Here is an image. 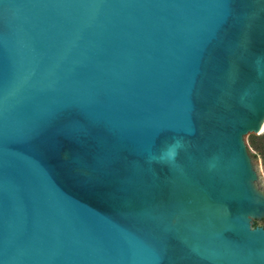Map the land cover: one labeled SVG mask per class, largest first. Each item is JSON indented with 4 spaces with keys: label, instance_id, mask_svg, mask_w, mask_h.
<instances>
[{
    "label": "water",
    "instance_id": "water-1",
    "mask_svg": "<svg viewBox=\"0 0 264 264\" xmlns=\"http://www.w3.org/2000/svg\"><path fill=\"white\" fill-rule=\"evenodd\" d=\"M264 0H0V264H264Z\"/></svg>",
    "mask_w": 264,
    "mask_h": 264
},
{
    "label": "rangeland",
    "instance_id": "rangeland-1",
    "mask_svg": "<svg viewBox=\"0 0 264 264\" xmlns=\"http://www.w3.org/2000/svg\"><path fill=\"white\" fill-rule=\"evenodd\" d=\"M246 144L251 152L252 161L257 170L258 186L264 195V130L261 134H250L246 137ZM264 227V219L256 222Z\"/></svg>",
    "mask_w": 264,
    "mask_h": 264
}]
</instances>
